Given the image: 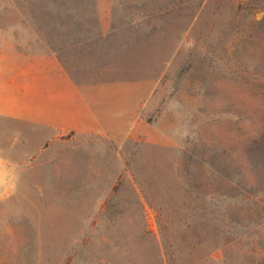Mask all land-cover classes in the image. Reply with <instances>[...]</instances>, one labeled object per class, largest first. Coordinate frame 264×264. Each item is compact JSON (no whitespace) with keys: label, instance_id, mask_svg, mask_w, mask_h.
<instances>
[{"label":"rangeland","instance_id":"1","mask_svg":"<svg viewBox=\"0 0 264 264\" xmlns=\"http://www.w3.org/2000/svg\"><path fill=\"white\" fill-rule=\"evenodd\" d=\"M10 45L133 90L98 134L0 115V264L154 262L143 225L176 264H264V0H0Z\"/></svg>","mask_w":264,"mask_h":264},{"label":"crops","instance_id":"2","mask_svg":"<svg viewBox=\"0 0 264 264\" xmlns=\"http://www.w3.org/2000/svg\"><path fill=\"white\" fill-rule=\"evenodd\" d=\"M131 87L125 82L80 83L53 52L15 45L0 51V115L43 126L56 135L120 129L115 124L128 114L124 93ZM136 100L133 92L132 112Z\"/></svg>","mask_w":264,"mask_h":264},{"label":"trees","instance_id":"3","mask_svg":"<svg viewBox=\"0 0 264 264\" xmlns=\"http://www.w3.org/2000/svg\"><path fill=\"white\" fill-rule=\"evenodd\" d=\"M134 191L137 192V190L134 188ZM251 194H255L254 191H250ZM250 194V195H251ZM138 197V203L140 206L144 209L143 201L139 195ZM141 239L148 240L150 245V252L151 256L150 258L154 259V262H124L123 264H176L174 262H170V257L168 256V251L164 250L156 233L148 230V228L143 225L142 231H141ZM105 264H114L113 262H106Z\"/></svg>","mask_w":264,"mask_h":264}]
</instances>
